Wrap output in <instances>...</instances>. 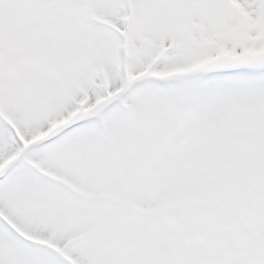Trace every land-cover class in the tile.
I'll return each mask as SVG.
<instances>
[{
	"label": "snow or ice",
	"instance_id": "obj_1",
	"mask_svg": "<svg viewBox=\"0 0 264 264\" xmlns=\"http://www.w3.org/2000/svg\"><path fill=\"white\" fill-rule=\"evenodd\" d=\"M0 264H264V0H0Z\"/></svg>",
	"mask_w": 264,
	"mask_h": 264
}]
</instances>
